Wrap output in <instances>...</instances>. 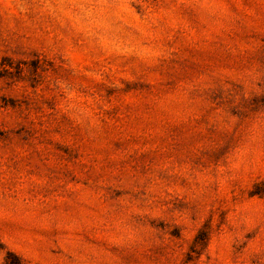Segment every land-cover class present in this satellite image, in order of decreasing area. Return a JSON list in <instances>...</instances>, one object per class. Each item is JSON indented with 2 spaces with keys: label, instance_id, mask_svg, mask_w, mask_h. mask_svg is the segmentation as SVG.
Returning <instances> with one entry per match:
<instances>
[{
  "label": "rangeland",
  "instance_id": "374dc122",
  "mask_svg": "<svg viewBox=\"0 0 264 264\" xmlns=\"http://www.w3.org/2000/svg\"><path fill=\"white\" fill-rule=\"evenodd\" d=\"M264 264V0H0V264Z\"/></svg>",
  "mask_w": 264,
  "mask_h": 264
},
{
  "label": "trees",
  "instance_id": "16d2710c",
  "mask_svg": "<svg viewBox=\"0 0 264 264\" xmlns=\"http://www.w3.org/2000/svg\"><path fill=\"white\" fill-rule=\"evenodd\" d=\"M4 264H21V259L13 252H8Z\"/></svg>",
  "mask_w": 264,
  "mask_h": 264
}]
</instances>
